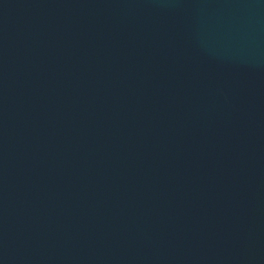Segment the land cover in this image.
Here are the masks:
<instances>
[{
	"label": "water",
	"instance_id": "water-1",
	"mask_svg": "<svg viewBox=\"0 0 264 264\" xmlns=\"http://www.w3.org/2000/svg\"><path fill=\"white\" fill-rule=\"evenodd\" d=\"M0 264H264V0H0Z\"/></svg>",
	"mask_w": 264,
	"mask_h": 264
}]
</instances>
